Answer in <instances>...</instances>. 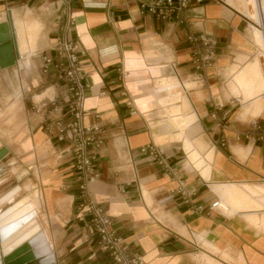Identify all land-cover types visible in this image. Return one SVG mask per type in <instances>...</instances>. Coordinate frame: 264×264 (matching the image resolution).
Wrapping results in <instances>:
<instances>
[{
    "label": "crops",
    "instance_id": "obj_1",
    "mask_svg": "<svg viewBox=\"0 0 264 264\" xmlns=\"http://www.w3.org/2000/svg\"><path fill=\"white\" fill-rule=\"evenodd\" d=\"M147 1L72 0L65 32L62 0H0V24L12 21L20 54L0 69V149L36 169V190L28 191L27 170L17 181L20 199L34 193V239L52 264H112L90 218L79 220L75 172L57 140L68 96L42 72L64 36L82 52V123L100 129L91 199L127 252L144 264H264V212L252 211L264 198L251 188H264V82L261 63L248 60L263 42L248 21L264 29V0H187L171 20L143 13ZM191 35L216 42L203 71L192 64ZM149 144L174 176L139 153ZM218 200L225 213L210 208Z\"/></svg>",
    "mask_w": 264,
    "mask_h": 264
},
{
    "label": "built area",
    "instance_id": "obj_2",
    "mask_svg": "<svg viewBox=\"0 0 264 264\" xmlns=\"http://www.w3.org/2000/svg\"><path fill=\"white\" fill-rule=\"evenodd\" d=\"M71 1L62 0L66 12L65 32L74 25V19L70 16ZM186 6L187 0H177L176 3L171 0H148L140 4V10L161 20H171ZM186 41L191 50L192 64L196 70L203 71L212 65L217 48L214 40L202 35H191ZM81 55L82 52L77 43L61 36L55 43L54 56L45 58L42 68V72L51 74L68 96L65 101V116L68 119L58 123L57 140L67 144L66 153L69 155L71 168L75 172L79 191L78 210L82 214L79 220L84 221L85 215L90 218L89 224L97 236L98 248L110 257L112 264H144L141 257L127 252L121 239L110 229L111 221L104 207L91 199L89 185L99 179L93 165L100 145V129L94 126L85 127L82 123L87 86L83 83L84 76L80 69ZM139 153L146 155L151 164L161 167L166 176H174L175 169L170 166L168 157L160 147L149 144L141 147ZM179 187L180 190L183 189L181 179ZM193 196H195L193 190L184 193V197L187 198L186 202H189ZM210 208L225 213L219 200L212 203Z\"/></svg>",
    "mask_w": 264,
    "mask_h": 264
},
{
    "label": "bare ground",
    "instance_id": "obj_3",
    "mask_svg": "<svg viewBox=\"0 0 264 264\" xmlns=\"http://www.w3.org/2000/svg\"><path fill=\"white\" fill-rule=\"evenodd\" d=\"M6 152V149H0V159L6 155ZM251 188L257 192V197L254 198H264L263 187L255 186ZM19 193L20 188L17 187L0 197V264L2 256L12 257L14 254H19V256L10 260V263L29 258L32 260L27 264H52L54 261L53 256L47 251L42 240L37 243L34 239L40 230L31 204L34 193H30L12 203ZM7 204L10 206L5 210H1ZM223 208L226 210L225 207ZM24 250L27 251L22 253Z\"/></svg>",
    "mask_w": 264,
    "mask_h": 264
},
{
    "label": "rangeland",
    "instance_id": "obj_4",
    "mask_svg": "<svg viewBox=\"0 0 264 264\" xmlns=\"http://www.w3.org/2000/svg\"><path fill=\"white\" fill-rule=\"evenodd\" d=\"M248 23L250 25L256 27L258 30H260V32L263 35L262 36L263 42H261V44L259 46H257L256 44H252L254 46V49L252 50V53L249 56L248 60L250 61L251 59H255V61H259V64L261 63L260 65H256V68H257V71L260 73V75L263 79V82H264V29H263V26L261 25L260 22L248 21ZM249 36H251V35H249ZM251 43H252V40H251ZM1 160H2L1 164H3V165L0 166V170H1L0 171V180H7V183H5L3 186L0 187V197L8 194L11 190L17 188V185H19L17 181H19L21 179L22 173L25 174V172H24L25 170H27L29 172L28 177H26L25 179L28 181V183L31 184V187L28 189V191L36 190L35 184H36V180H37V175H36V169L34 168V165L32 163H28L26 167L23 166V168H22L21 163H20V158H16L15 155L9 156L5 159H4V157H2L0 159V161ZM14 160L15 161L17 160L18 162L17 163L15 162V164L13 166H10L11 164L14 163ZM195 167L200 168L199 165H196ZM227 192H228V189L226 188L224 190L225 195L227 194ZM22 195H24V193L19 194V196L17 198H14L12 203H14L15 201H18ZM9 206L10 205H8V204L5 205L1 208V210L2 209L5 210ZM253 206L255 208H258V209L252 210V211H257V212H255L257 215H261L262 212H264V208L256 205L255 203H253Z\"/></svg>",
    "mask_w": 264,
    "mask_h": 264
},
{
    "label": "water",
    "instance_id": "obj_5",
    "mask_svg": "<svg viewBox=\"0 0 264 264\" xmlns=\"http://www.w3.org/2000/svg\"><path fill=\"white\" fill-rule=\"evenodd\" d=\"M0 69H7L14 67L16 62L20 60V54L14 34V28L12 21L8 23L0 24ZM24 250L22 253L26 252ZM14 254L12 257H3L1 264H27L32 259L27 258L26 260L20 259L16 262L10 263L13 258L19 256Z\"/></svg>",
    "mask_w": 264,
    "mask_h": 264
}]
</instances>
